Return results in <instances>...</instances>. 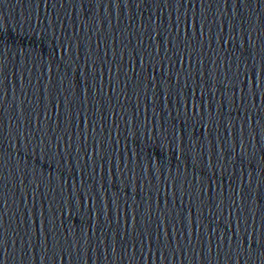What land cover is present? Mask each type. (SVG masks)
I'll list each match as a JSON object with an SVG mask.
<instances>
[{
  "label": "water",
  "instance_id": "95a60500",
  "mask_svg": "<svg viewBox=\"0 0 264 264\" xmlns=\"http://www.w3.org/2000/svg\"><path fill=\"white\" fill-rule=\"evenodd\" d=\"M250 65L248 182L240 264H264V0H246Z\"/></svg>",
  "mask_w": 264,
  "mask_h": 264
}]
</instances>
